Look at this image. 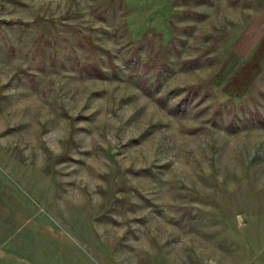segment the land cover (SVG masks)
Listing matches in <instances>:
<instances>
[{
  "label": "rangeland",
  "instance_id": "obj_1",
  "mask_svg": "<svg viewBox=\"0 0 264 264\" xmlns=\"http://www.w3.org/2000/svg\"><path fill=\"white\" fill-rule=\"evenodd\" d=\"M0 264H264L256 0H0Z\"/></svg>",
  "mask_w": 264,
  "mask_h": 264
},
{
  "label": "trees",
  "instance_id": "obj_2",
  "mask_svg": "<svg viewBox=\"0 0 264 264\" xmlns=\"http://www.w3.org/2000/svg\"><path fill=\"white\" fill-rule=\"evenodd\" d=\"M96 74L99 75V76H103L104 75L103 71H97ZM196 87H197L196 85L190 84V85H187L185 88L186 89H193V88H196Z\"/></svg>",
  "mask_w": 264,
  "mask_h": 264
},
{
  "label": "crops",
  "instance_id": "obj_3",
  "mask_svg": "<svg viewBox=\"0 0 264 264\" xmlns=\"http://www.w3.org/2000/svg\"><path fill=\"white\" fill-rule=\"evenodd\" d=\"M256 1L259 3L261 9L264 10V0H256Z\"/></svg>",
  "mask_w": 264,
  "mask_h": 264
}]
</instances>
